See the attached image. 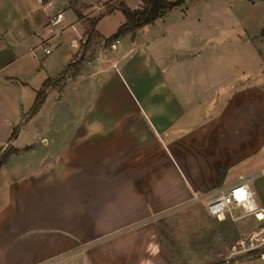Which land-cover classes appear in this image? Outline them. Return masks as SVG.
I'll return each instance as SVG.
<instances>
[{"label":"crops","instance_id":"0c3cea01","mask_svg":"<svg viewBox=\"0 0 264 264\" xmlns=\"http://www.w3.org/2000/svg\"><path fill=\"white\" fill-rule=\"evenodd\" d=\"M49 1L0 0V152L15 149L0 169V264H174L164 215L247 177L264 208V52L221 25L223 0H186L107 44L126 21L116 9L88 60L71 50L87 19L143 0ZM46 40L67 51L46 54ZM215 222L216 258L259 225Z\"/></svg>","mask_w":264,"mask_h":264},{"label":"rangeland","instance_id":"374dc122","mask_svg":"<svg viewBox=\"0 0 264 264\" xmlns=\"http://www.w3.org/2000/svg\"><path fill=\"white\" fill-rule=\"evenodd\" d=\"M231 1L233 4H231ZM222 10L226 12V16L222 17L221 25L229 26V31L235 36L242 34V36L248 38L246 51L250 52L251 50L253 54L257 51L264 52V44H261L262 41L260 40L264 33V0H223ZM97 15L93 14L90 19ZM105 23L102 27L110 26V24ZM85 38V40H88L87 36ZM57 42L58 40L51 43L55 58L59 57L64 50L67 51L64 47L69 45L66 41L60 49H57ZM105 46L106 43L97 38L89 44L81 41L78 49L83 56L82 59L88 60L95 58ZM78 49L71 48L74 52H77ZM236 214L239 216L243 212L237 211ZM215 221L207 213V202L203 199L196 200L191 205L181 209L171 211L161 218L162 242L174 264L226 263L227 252L223 257H215L220 248L219 239L215 234V223H217ZM251 264L262 263L257 260Z\"/></svg>","mask_w":264,"mask_h":264},{"label":"built area","instance_id":"2783aa9c","mask_svg":"<svg viewBox=\"0 0 264 264\" xmlns=\"http://www.w3.org/2000/svg\"><path fill=\"white\" fill-rule=\"evenodd\" d=\"M40 3L49 9H54L53 2ZM63 11L50 17V25L58 30L65 20ZM72 28H76L75 25ZM85 41V37L76 38L73 47L79 48L80 42ZM46 54H51V41L46 40L43 43ZM253 177H247L230 188H222L207 200V212L209 216L216 221L222 222L231 218L234 221L244 217H254L259 225L258 227L239 238L232 243L226 254V262L232 264H251L257 260L264 264V208L260 207L255 199V192L252 187ZM243 212L241 217L235 216V211Z\"/></svg>","mask_w":264,"mask_h":264},{"label":"trees","instance_id":"16d2710c","mask_svg":"<svg viewBox=\"0 0 264 264\" xmlns=\"http://www.w3.org/2000/svg\"><path fill=\"white\" fill-rule=\"evenodd\" d=\"M142 5L138 9H131L125 3H119L117 5L113 4H106L103 11L92 19H88L90 30L87 32L88 40L87 42H91L95 32L96 26L98 22L104 18L106 15L113 13L116 9L123 12L126 21L125 23L119 28L118 32L114 34L112 37L106 40L107 44H110L120 38L121 36L125 35L128 32L135 33L138 29L145 27L151 23H154L158 18L164 16L168 11L172 10L174 7L179 6L186 2V0H179L177 2H172L170 0H143ZM264 36V33H263ZM86 42V43H87ZM78 63H71L66 70L64 76L61 77L60 80L67 77L70 72L77 68L75 65ZM57 82V81H56ZM55 81L48 80L44 84V88L38 92L36 101L34 106L30 111V115L35 114L42 104L45 101L47 96L48 89L53 86ZM18 129H16L12 134V139L17 136ZM15 152V149H10L5 152H0V169L2 166L8 161L10 155Z\"/></svg>","mask_w":264,"mask_h":264}]
</instances>
